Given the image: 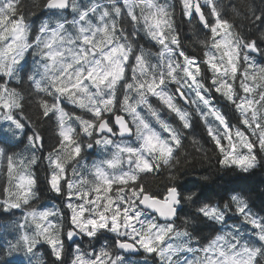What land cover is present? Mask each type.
Listing matches in <instances>:
<instances>
[{
    "label": "snow or ice",
    "instance_id": "snow-or-ice-1",
    "mask_svg": "<svg viewBox=\"0 0 264 264\" xmlns=\"http://www.w3.org/2000/svg\"><path fill=\"white\" fill-rule=\"evenodd\" d=\"M20 2L0 0V179L6 181L0 183V212L23 209V222H14L15 238L7 241L8 253L23 252L28 264H45V254L54 258L50 264H125L128 258L121 253L142 250L158 257L160 264H173L178 253L193 251L187 243H167L175 231L172 221L180 193L172 186L163 194L152 193L140 182L141 174L175 162L184 148L183 130L193 127L167 86L175 84L180 99L203 106L207 115L200 119L215 145L219 166L249 173L258 165V153H264V31L258 36L237 31L217 0H179L198 36L200 29L207 30L197 40L202 49L197 61L181 50L170 6L157 0H122V7L98 0H43L42 7L56 19L44 20L36 29ZM69 9L70 20L65 16ZM260 11L255 19L264 25V6ZM113 14L123 15L129 25L143 21L146 36L160 46L158 52L144 47L134 51L121 42L115 22L108 20ZM29 55L41 63L28 68ZM205 79L239 114L238 124L250 135L212 107L204 94L209 92ZM185 88L192 90L194 100L185 96ZM149 96L174 114L178 124L164 119L148 103ZM64 101L74 108L66 110ZM32 112L56 122L57 139L44 159L50 172L48 190L62 197L68 210L63 215L31 204L38 197L32 168L39 158L14 150L21 137L29 149L42 143L40 133L25 131ZM113 136L122 139L117 142ZM133 137L134 142H124ZM113 145L109 157L82 170L85 149ZM124 163L130 166L127 171ZM249 199L235 190L219 203L195 197L198 218L226 224L233 211L243 226H250L254 239L240 237V229L215 234L195 250L202 260L198 256L191 264H258L264 256V215L251 210ZM141 209L169 223L144 220ZM78 235L88 241L107 240L111 247L95 250L92 244V251L80 246L70 251L67 241L75 243ZM187 235L176 232L177 239ZM40 245L46 246V253L39 252Z\"/></svg>",
    "mask_w": 264,
    "mask_h": 264
},
{
    "label": "trees",
    "instance_id": "trees-1",
    "mask_svg": "<svg viewBox=\"0 0 264 264\" xmlns=\"http://www.w3.org/2000/svg\"><path fill=\"white\" fill-rule=\"evenodd\" d=\"M81 2H83V0H81ZM98 2H101V0H98ZM217 3H219L222 6V15H224L225 18L229 19L233 23L237 31L247 35H254V36H258L261 31H264V25L261 24L260 20L255 19L256 16L261 15L260 9L262 6H264V0H217ZM42 4H43V0H21L19 4V8L27 16L28 22L33 24L34 29L39 27L40 23L43 21L44 18L50 19L49 15L51 13L49 14L47 11H45V8L42 7ZM120 6L122 7V3H120ZM179 9L181 13H183V9L181 5ZM233 9H236V12H233ZM253 10H255L254 14H253ZM65 16L69 20L73 18L71 11ZM54 19H56V17L53 16L52 20ZM184 28H185L184 30L189 31V36H190L189 38L187 37V32L183 35V31L181 29H178L176 32L177 37L181 42V46H182L181 50L185 51L187 55L195 56L197 61H199L200 56L202 55V49L201 46L197 43V40L198 38H201L205 30L200 29V35L198 36L196 29L189 27V21L187 26H185ZM129 31H131V29H129ZM142 36H144L143 33ZM260 46L264 48V44H261ZM152 60L154 61L155 58L152 57ZM207 85L211 89L210 82H208ZM210 91H212V89ZM216 94L220 95L219 93ZM48 99L50 100V98ZM150 99L154 104L161 107V105L159 104V102L156 100L155 97H150ZM62 105L65 108L68 107H71V109L74 108L73 105L68 104L66 101H64ZM29 115L31 116V119L28 120L30 125L31 135L33 134V129L35 127L36 129L35 131L40 133L43 137L42 143L38 147L41 149V152L48 153L51 150V144H54L55 140L57 139V137L55 136V127H56L55 119L53 118L49 120L48 117H43V116L37 117L34 114V112L29 113ZM162 115H164V117L166 118V113H162ZM192 125L193 127L191 129L184 130L185 133H192V135L191 137L185 135L182 138L184 148L183 151H179L177 153V156L183 159H189L191 161L186 171H191L199 174L200 171H207V169L197 168L198 164L204 163L203 160H200L198 158L201 157L204 154V152L207 151L208 149H211V151L216 154H217V150L215 149V145L211 141V138L207 135L206 129L204 128V124L202 123V121L196 118L195 120H193ZM194 139L199 143L193 144ZM34 151H35L34 149H30V154H33ZM86 152L87 150L85 149V153ZM259 157L260 154H258V159ZM85 159H86V154H84L83 156V161H85ZM218 159L219 156L216 155V157L213 160V163L216 164V167H220L219 164L216 163ZM40 167L41 164L38 160L37 164L33 166V170L35 172L34 174L38 181L37 189H36L37 192H40L42 187H44L42 178L45 177V174L42 171H39ZM260 167L264 168V163H262ZM228 171L229 172L236 171L237 174L234 177H229V179L225 182L222 190H217L213 188L211 191H206L205 194L203 195V198L208 199L213 203H219L222 200H227L229 194L233 190H235L244 193L248 197H250L249 199L250 206H252L254 210L261 213V215H264V192L260 191V186L264 185V176L260 175L257 168L250 171L249 173H241L239 169H235V168L229 169ZM84 174L87 175L86 172ZM155 174L157 176H162V173L160 171H156ZM193 178H194L193 176H188V180L185 181V183H188V181H191ZM192 183H194V181ZM197 183H199V181H197ZM161 187H163V185H161ZM16 215H17V210L13 209L12 211L8 212V214H4V216H6L7 218L0 219V253L2 254H4L7 248V241L14 240L15 238V232L13 229H11L13 227L11 222V217H15ZM21 215L17 216V218H19ZM218 226H219L218 224H213L212 222H208L207 225L202 226L201 228L202 244H204V241H206L207 238L213 237L215 234L219 232L220 227ZM11 231H13V235H11ZM83 239L84 240H82L81 242L80 241L77 242L80 247L84 246L85 248V246L88 243V238H83ZM101 244L102 241L95 242L93 244V247L95 248V250H98ZM69 250L71 251L70 246H69ZM88 250L92 251L93 248H89ZM39 252L46 253L47 252L46 246L40 245ZM148 257L149 258L152 257L153 264H160L158 257H153L150 254ZM15 258L20 260H15ZM43 258L45 264H50L51 259H54L47 254H45ZM7 260L12 262V264H28L29 258L25 257L22 253H15L11 257H7Z\"/></svg>",
    "mask_w": 264,
    "mask_h": 264
},
{
    "label": "clouds",
    "instance_id": "clouds-1",
    "mask_svg": "<svg viewBox=\"0 0 264 264\" xmlns=\"http://www.w3.org/2000/svg\"><path fill=\"white\" fill-rule=\"evenodd\" d=\"M101 4L104 5H111L115 4L116 6H120V0H101ZM109 22H115L116 24V32L119 40L123 42L126 45H131L132 49L134 51H138L143 46L140 45L139 40L137 39V36L140 32L145 33L144 27H141V24L143 25V21H140L137 24L129 25L125 21V17L123 15H115L113 14L111 17L108 18ZM189 27L193 28L194 25L189 22ZM131 29V31H129ZM177 58V57H176ZM152 62L155 64L156 61L152 60ZM41 63L40 60H36L35 64L39 65ZM159 71V69H157ZM190 88H185V90ZM167 91L174 95L172 90L167 86ZM191 92L188 95L189 100H194L195 96L191 95ZM148 103L153 106L158 112H160L161 116L164 112V109L160 106H157L154 104L150 96L147 98ZM181 108L188 113L187 119L192 123L194 119L193 113L197 116H201L202 114L207 115L206 112H202L203 106L199 103L196 104H190L188 108H184L181 106ZM146 117L149 115L147 112L143 113ZM34 130L35 127H34ZM185 135H188L191 137L192 133H185L183 130V137ZM112 139L114 141H121V137L119 136H113ZM135 137L132 138L130 141H124L126 143H132L135 141ZM111 150H114V145L110 146V148H98L97 151L99 152L101 158L99 160H102L104 158H107L110 156ZM183 151V150H182ZM216 153L212 152L211 149H208L204 152V154L199 157L198 159L203 160L204 163L198 164V169H207V171H200L199 174L191 171H186L188 169L189 164L191 161L189 159H183L181 157H178L174 163H172L170 166H161L160 172L162 173V176H157L155 173H152L151 175H144L141 174L140 176V182L144 183L146 188L156 194H162L167 187L172 186L176 187L178 192L181 196V203L178 205V214L172 221L175 225V231L171 233L168 237L167 243L175 244V245H181L183 243H187L193 251L191 252H181L178 253L173 257V264H191L192 261H195L198 256H202L200 253L196 252L195 250L200 248L201 243V228L204 225H207L209 221L203 220L201 218H198L197 213L195 212V206L193 204V200L196 196H203L206 191H211L213 188L217 190H222L224 187L225 182L229 179V177H234L237 173L236 171L229 172L227 169L216 167V164L213 163L214 158L216 157ZM39 158V157H38ZM97 160V161H99ZM218 163V161H216ZM264 163V153H261L259 157V162L257 165V169L261 176H264V168H261L260 166ZM87 164L83 162V160L80 162V167L82 170L85 168ZM89 166V165H87ZM129 165L127 163H124L123 170L127 171L129 169ZM86 172V171H85ZM87 173V172H86ZM188 176H193L194 178L191 181H188V183H185V181L188 180ZM194 181V183H192ZM199 181V183H197ZM163 185V187H161ZM260 191L264 192V185L260 186ZM191 196L192 199H188V197ZM23 210V209H22ZM57 212H60L59 208L56 210ZM141 211L144 212V220H152L155 221L157 224L165 225L169 223V221L163 220L160 217L153 215L151 211H148L147 209H141ZM63 223V221H61ZM222 227V233L227 232H235L237 229H240L239 236L244 238L245 237V231L243 230V225H227V224H220ZM176 232H187V236H183L179 239L176 238ZM254 235V234H252ZM79 236V235H78ZM82 238V236H81ZM231 239V237H229ZM95 241H88L87 245L85 246L86 249L91 248L90 245L94 244ZM101 246H110L109 241L104 240ZM113 251H117L116 249H112ZM17 253H22L18 251ZM24 255V254H23ZM8 253V250L6 248L4 254L0 256V261H6L7 264H12V262L7 260V257H11ZM125 264H153L152 260L145 256L143 258V261L138 260H127ZM258 264H264V256L259 258Z\"/></svg>",
    "mask_w": 264,
    "mask_h": 264
},
{
    "label": "rangeland",
    "instance_id": "rangeland-1",
    "mask_svg": "<svg viewBox=\"0 0 264 264\" xmlns=\"http://www.w3.org/2000/svg\"><path fill=\"white\" fill-rule=\"evenodd\" d=\"M201 3H202V0H201ZM141 27H143V25L141 24ZM158 52V51H157ZM255 55V54H254ZM258 56V55H257ZM27 67L28 68H33L34 67V62L36 61V60H38V58H36V57H32V56H27ZM22 75V74H21ZM211 75V73L210 72H206V76H210ZM5 80H6V78H5ZM203 83H205V86L207 87V83L208 82H210V80H207V79H205V80H203L202 81ZM12 84L13 85H15V82H12ZM170 85V84H169ZM19 87V86H18ZM211 89H212V87H211ZM212 91H215L214 89H212ZM212 91H209V92H207V93H204L210 100H211V103H212V107H214V108H217V109H219L220 111H221V113L223 114V115H225V117H226V119L233 125V126H238V127H240L241 128V130L242 131H245L246 132V134H249L250 135V133H247V130L243 127V125H240V124H238V113H236L235 112V110H234V108L229 104V102L228 101H226L221 95H215ZM185 92H186V94L187 95H189V93L191 92V89H187V90H185ZM191 95L192 96H194V93H191ZM76 111H79L78 109L76 110ZM204 111H206V109L204 110ZM197 116V115H196ZM198 117V119L199 120H201L200 119V116H197ZM209 120L210 121H212L213 120V118L212 117H209ZM202 121V123L204 124V121L203 120H201ZM23 141L21 142V143H19V142H17L16 144H15V147H14V150L16 151V152H21V153H24L25 155H30V149H29V151H28V153L26 152V151H24L23 150ZM226 143V142H225ZM257 152H258V149H257ZM258 154H260L261 155V153H258ZM32 170H33V168H32ZM43 181V185H44V187H42V189L43 190H48V184H47V182H46V179H43L42 180ZM4 182H6L4 179H0V183H4ZM33 201H31V203H32ZM39 210H44V209H50V210H53V211H56L57 209H55L56 207L54 206V207H51V206H48V205H46V207H44L43 209H41L40 207H38V206H36ZM251 207V210L255 213V214H257L258 216L259 215H261V213H259L258 211H256V210H254L253 209V207L252 206H250ZM17 210V215H21L22 213H23V210H20V209H16ZM60 213H62V214H64V212H63V210L60 208ZM52 219H56V218H52ZM16 220H12V225H13V227L11 228V229H13L14 230V222H15ZM23 222V221H22ZM21 222V223H22ZM226 224L227 225H233V226H236V225H241L242 224V221H241V219H240V217H238L237 215H235L234 214V212L233 211H230L229 212V214H228V217H227V219H226ZM219 226L218 227H220V230H219V232L218 233H222V227H221V225L220 224H218ZM243 230L245 231V237H244V239L245 240H248V239H254V237H253V235H252V232H253V230L250 228V226H243ZM217 233V234H218ZM11 235H13V231H11ZM78 237H81V236H77L76 238H75V241L78 239ZM83 238V237H82ZM84 238H86V237H84ZM68 242H70L69 244H68ZM206 241H204V243H205ZM67 244L70 246V248H71V251L72 250H74L76 247H77V245H76V242L75 243H73L72 241H67ZM15 260H20V259H16L15 258Z\"/></svg>",
    "mask_w": 264,
    "mask_h": 264
},
{
    "label": "flooded vegetation",
    "instance_id": "flooded-vegetation-1",
    "mask_svg": "<svg viewBox=\"0 0 264 264\" xmlns=\"http://www.w3.org/2000/svg\"><path fill=\"white\" fill-rule=\"evenodd\" d=\"M169 1H171L172 2V4H174L175 5V7H176V9L178 8V4H180L179 3V0H169ZM175 19H174V27H175V29H176V31H175V35L177 36V30L178 29H181L182 31H183V35L187 32V37L189 38L190 36H189V31H186V30H184L185 28V26H187V24H188V18L187 17H185L184 15H183V13H181V11H180V13L179 14H177V15H175V17H174ZM138 37H140V33L138 34V36H137V38ZM172 85V87H174V88H176L177 86L175 85V84H171ZM193 115L195 116V113H193ZM25 123H26V134L27 135H30V131H29V124H28V121H25ZM23 141V150L24 151H26L27 153H28V151H29V148H28V145H27V140L24 138V137H21V139H20V143ZM87 155H88V157H86L87 159H88V161L89 160H92V161H94L95 160V158H98V153L96 152V149H91L88 153H87ZM51 197V205H56V204H58V207L59 208H61L62 210H63V212H64V214L65 213H67L68 212V210H67V208L66 207H64V200H62L63 198L62 197H59V196H57L56 194H53L52 196H50ZM61 202H63L62 204H61ZM44 203H46V201H44ZM62 214V213H61ZM63 215V214H62ZM122 254V253H121ZM122 255H125L127 258H128V260H138V261H143V258L145 257V256H149V254H146V253H143L142 252V250L139 252V254L137 255V256H132V255H126V254H122ZM150 259L152 260V262H153V259H152V257H150Z\"/></svg>",
    "mask_w": 264,
    "mask_h": 264
},
{
    "label": "water",
    "instance_id": "water-1",
    "mask_svg": "<svg viewBox=\"0 0 264 264\" xmlns=\"http://www.w3.org/2000/svg\"><path fill=\"white\" fill-rule=\"evenodd\" d=\"M183 104H185L187 106L186 102H184ZM148 211H150V210H148ZM152 214L155 215L154 213H152ZM127 254H137V253H126V255Z\"/></svg>",
    "mask_w": 264,
    "mask_h": 264
}]
</instances>
